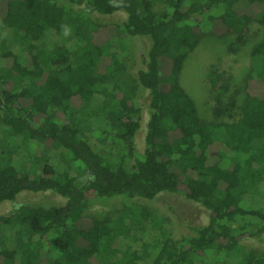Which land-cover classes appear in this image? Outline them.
I'll list each match as a JSON object with an SVG mask.
<instances>
[{"label":"trees","instance_id":"obj_1","mask_svg":"<svg viewBox=\"0 0 264 264\" xmlns=\"http://www.w3.org/2000/svg\"><path fill=\"white\" fill-rule=\"evenodd\" d=\"M66 1L78 9L0 0V30H9L0 36V204L23 191L66 198L1 215L0 264H197L208 254L209 264H264V253L240 243L244 234L264 243V209L245 197L258 195L264 173V0ZM91 11L126 17L103 25ZM204 27L230 36L233 53L249 45L251 60L239 86L208 71V113L181 82ZM130 37L149 47L125 88ZM139 87L149 93L143 153ZM161 192L199 202L208 223L144 240L131 229L155 216L146 206L135 225L90 210L106 197ZM121 237L132 241L121 248Z\"/></svg>","mask_w":264,"mask_h":264},{"label":"rangeland","instance_id":"obj_2","mask_svg":"<svg viewBox=\"0 0 264 264\" xmlns=\"http://www.w3.org/2000/svg\"><path fill=\"white\" fill-rule=\"evenodd\" d=\"M59 1L68 4L66 0ZM68 6L71 7L70 11L78 9L73 4H68ZM89 15L94 21L103 25L115 24L126 17L124 11L113 14H101L91 11ZM252 27L255 28V24ZM8 32L9 30H0V36L7 35ZM56 39L57 37H52L49 38V41ZM129 40L127 42L130 47V53H133V56L128 61V70L120 74V80L123 81L125 88H127L130 82V77L134 76L136 68L142 65V58L146 55L149 47V39L147 37H130ZM231 40L230 36L213 34L207 27H204L200 46L195 53L189 55L184 64V70L181 74L182 85L187 91L194 93L197 103L200 100L198 98H203V100L207 101L206 113L209 112L207 109H210V106L214 104L213 95L209 92L210 85L207 83L208 78L206 76L208 71L212 68L224 70L228 75L236 77L231 83L239 86L243 75L251 65V60L248 56L249 45L233 53L229 50ZM116 41L118 39L114 38L113 43H116ZM12 46L16 50L19 49L17 44L13 43ZM204 77L205 80L203 79ZM136 92L137 96L135 100L138 105H142L143 115L141 126L136 133L135 142L137 151L143 153L145 148L144 137L149 118V93L143 87H139ZM259 186L260 192H258V195L247 194L245 197L248 201L252 202V206H260L264 209V173L263 180ZM122 197L126 198L125 196L106 197L105 200L95 202L90 210L92 215L104 220H110L111 222L118 217L121 218L122 215L128 225H135V219L138 223L139 207L146 206L155 216L145 224V228L142 231L131 227V237L136 236L137 238L142 237L144 240H150L153 237L159 236L165 230L170 232L175 238H180L182 236L193 235L194 227L205 225L209 221V210L199 202L190 200L182 194L161 192L152 200L140 197L128 200ZM65 202L66 198L52 190L38 193L23 191L14 202L5 201L0 204V216L13 212L15 206L18 204L33 206L49 203L64 204ZM4 227L0 222V231ZM131 241V238L121 237L115 243L116 246L124 248ZM240 243L247 249H257L264 253V243L247 234L240 237ZM135 244V246L139 245ZM203 258L204 262L198 260L197 264H209L212 257L211 254H208Z\"/></svg>","mask_w":264,"mask_h":264}]
</instances>
